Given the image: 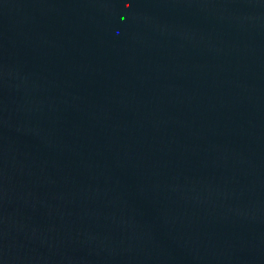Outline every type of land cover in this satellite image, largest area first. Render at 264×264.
<instances>
[{"label":"water","instance_id":"obj_1","mask_svg":"<svg viewBox=\"0 0 264 264\" xmlns=\"http://www.w3.org/2000/svg\"><path fill=\"white\" fill-rule=\"evenodd\" d=\"M0 264H264V0H0Z\"/></svg>","mask_w":264,"mask_h":264}]
</instances>
